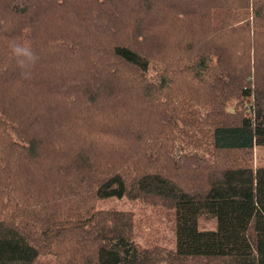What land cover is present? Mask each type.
<instances>
[{"label": "trees", "instance_id": "trees-1", "mask_svg": "<svg viewBox=\"0 0 264 264\" xmlns=\"http://www.w3.org/2000/svg\"><path fill=\"white\" fill-rule=\"evenodd\" d=\"M259 146L264 0H0V264H264ZM112 197L173 210L174 247Z\"/></svg>", "mask_w": 264, "mask_h": 264}, {"label": "rangeland", "instance_id": "rangeland-1", "mask_svg": "<svg viewBox=\"0 0 264 264\" xmlns=\"http://www.w3.org/2000/svg\"><path fill=\"white\" fill-rule=\"evenodd\" d=\"M149 74L154 75L153 68L150 69ZM254 161L256 165L264 166V146L255 148ZM98 207L132 212L134 215V237L140 244L152 242L169 248L174 247L175 219L173 210L148 205L138 200L113 197L98 201ZM215 226L214 218H202L199 222L201 229L212 230L215 229Z\"/></svg>", "mask_w": 264, "mask_h": 264}, {"label": "clouds", "instance_id": "clouds-1", "mask_svg": "<svg viewBox=\"0 0 264 264\" xmlns=\"http://www.w3.org/2000/svg\"><path fill=\"white\" fill-rule=\"evenodd\" d=\"M8 48L16 67L19 69V75L22 80H31L33 71L40 60V56L33 49L31 44L25 43L19 38L9 40Z\"/></svg>", "mask_w": 264, "mask_h": 264}]
</instances>
